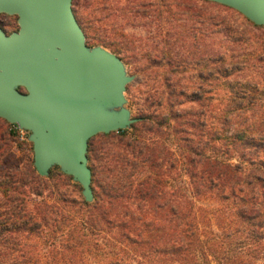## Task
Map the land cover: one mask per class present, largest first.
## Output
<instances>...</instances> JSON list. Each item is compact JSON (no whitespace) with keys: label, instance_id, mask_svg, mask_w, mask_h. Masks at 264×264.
Listing matches in <instances>:
<instances>
[{"label":"trees","instance_id":"obj_1","mask_svg":"<svg viewBox=\"0 0 264 264\" xmlns=\"http://www.w3.org/2000/svg\"><path fill=\"white\" fill-rule=\"evenodd\" d=\"M126 1L127 11L145 8L162 30L170 22L160 18L162 10L155 6L167 12L173 6L188 12L195 6L201 27L197 37L192 36L197 41L192 46L199 47L198 53L188 59L177 52L166 53L165 45L175 49L183 36L172 27L166 37L173 41L157 43L163 46L160 55L147 48L137 59L134 38L125 34L127 40L118 41L123 33L116 23L110 35H103L109 31L99 24L100 17L99 25L86 17L88 23L82 27L90 46L109 48L135 66V73L147 71L151 83L145 92V109L130 128L90 139L92 202L83 194L69 198L57 193L49 203L44 193L50 176L39 174L42 183L37 194L43 199L32 208L24 189L27 176L10 172L5 166L9 158L0 162V179H4L0 181L4 197L0 200V264H264V86L230 83L222 89L228 97L222 101L216 98L218 88L206 85L221 77L230 79L237 71L234 65L239 62L234 57L241 53L235 54L232 45L241 44L243 37L221 26L239 18L222 8L232 7L209 0ZM210 4L212 13L207 9ZM107 7L97 0L96 10ZM207 13L215 28L209 33ZM240 15L245 24V16ZM213 34L219 48L207 54L203 43ZM255 53L257 60H264V48ZM189 69L194 71L190 77L195 86L181 83ZM17 133L10 131L13 137ZM73 185L82 190L80 184ZM206 199L217 202L216 210L199 204ZM212 221L221 233L211 228ZM225 239L241 248L227 260L230 246ZM245 248L261 254V263L246 261ZM102 253L103 259H88Z\"/></svg>","mask_w":264,"mask_h":264},{"label":"water","instance_id":"obj_2","mask_svg":"<svg viewBox=\"0 0 264 264\" xmlns=\"http://www.w3.org/2000/svg\"><path fill=\"white\" fill-rule=\"evenodd\" d=\"M73 1L0 0V15L19 24L11 33L0 26V118L29 131L41 176L59 166L92 202L89 141L138 120L126 106L134 76L116 53L87 43ZM209 1L264 26V0Z\"/></svg>","mask_w":264,"mask_h":264},{"label":"rangeland","instance_id":"obj_3","mask_svg":"<svg viewBox=\"0 0 264 264\" xmlns=\"http://www.w3.org/2000/svg\"><path fill=\"white\" fill-rule=\"evenodd\" d=\"M159 1L160 0H155V2ZM101 2H106L108 7L106 9L102 8L100 11H98L96 10L97 0L73 1L74 11L78 20H80V24H82L81 26L87 25L88 22L85 19H87L86 17H88L89 19L91 18L95 20L97 25L100 24L102 28L108 29L109 32H105L103 35H110L112 24L116 23L119 30L122 31L121 33H123L122 36L120 35V37L117 38L118 41H122L123 43L125 40H127V34L128 36L134 38L135 44L133 46V55L135 58L141 59L144 54V49L147 48H149L151 54L160 55L163 51V46L162 44L157 46V43L159 41L169 39L168 37H166V32L169 28L171 29L172 27L178 29L179 33L183 35H181L183 38L181 37L178 44L175 45V49H171L169 46L165 45V52H177V54H180V57H185L187 59L193 56L195 53H198L199 47L197 46L196 48L192 46L193 43H196L197 45L196 38H193L192 36L195 35L197 37L196 31L199 27H201L199 23H197V19L195 18V12L197 11L195 6L193 10L189 12L185 9H182V7L177 6L171 7V11L168 9L169 12H167V9L161 8L159 4L155 6L153 9H157V7H159V9L162 10V16L160 18L162 20L170 22L168 24L166 22L164 25L166 30H162L159 27V20L151 14H146L144 12L145 8H139L138 11L129 12L124 8L127 4L126 0H101ZM212 8V4H210L207 9L212 13ZM222 8L230 15L239 18V20H235L234 17V19H228L227 21H225V23L222 24L221 29L223 31L226 30L227 32L234 33L237 36L243 37V42L241 44L236 43L232 45V48L235 49V54H238V51H240L241 53L240 56L234 57L239 62V64L236 63L234 65V68L236 67L235 70L237 69V71L230 77V79H224L221 77L215 81L211 80L206 83L208 88L210 87V85L218 88L217 91H220L218 92L220 93V96L216 95V98L223 101V99H227L228 97L224 96L225 92L222 89H225L226 85L230 83L240 82V84H243L246 82H251L252 84L260 83L261 86H264V60H262L261 58L260 60H257L259 58V56H257V53L259 52L255 53V51H259L260 49L264 48V27L254 26L251 22L248 21L246 17L244 24L243 21L240 20L242 15H240L239 12L235 11L234 9H226L225 7ZM109 13L112 14V16L107 17ZM186 13H188L187 16H183V14ZM211 13L204 14V18L207 19L206 28L208 33L212 29H215L210 24L212 16ZM98 16L101 19L100 21H98L99 24L96 21ZM0 26L8 33L17 30L19 28L17 16L1 14ZM169 34H173V30H171ZM169 41H173V39H169ZM189 43H191V45ZM203 46L207 54H212L216 48H219L216 42V35L213 34L210 37H206ZM252 53L255 54L253 55ZM250 54L253 55L251 58H249ZM230 59L231 58L229 57V60ZM123 61L126 65L128 74L134 76V79L128 84L127 91L125 93L128 100L126 106L131 110L132 116L137 118V115L140 114V111L145 109V92L146 88L149 87L148 84L151 82H149L146 77L147 71H140L138 73H135L136 71H138L135 69V66L133 67L125 60ZM138 65L139 67L143 66L142 63H139ZM184 75L185 77L181 80V83L185 86H195L196 81L194 80V82H191L192 77H190L194 75V71H192V69H189L186 73H184ZM189 105L192 104H188L187 106ZM13 129L14 128L12 124L6 123L4 119L0 118V146L2 147L0 149V155H2L0 162L5 161L7 158H9V162L4 163L5 166L9 167L10 172L12 171L17 175L27 176V179L25 180L27 181V183L24 186V189L26 190L25 194L30 200V207L34 208L36 203H39L43 199V197H40L37 194L42 181L40 180L38 176L39 173L37 172L34 165L33 143L29 140V131L23 137L20 132H18L17 135L13 137L10 134V131H13ZM233 161L236 162V160ZM52 169V173L48 175L50 177L48 178V185L45 186L46 189L44 193V197H47L50 200L49 203H53V201L57 198V193H63L64 196H67L69 198L74 197V194H77V196L82 194L80 186L74 187L73 185V183L79 184L78 182L74 181L73 179L70 180V178L66 177L62 173L60 168ZM1 180L4 179L1 178L0 181ZM0 200H4L1 190ZM199 204L203 207H207L209 211L216 210V207L218 206L217 202L213 199L201 200ZM213 223L214 221H212L211 228H214V230L221 233V231L218 230L215 224L213 225ZM205 224L208 225L209 223ZM40 240L42 241V239ZM229 240L231 239H225L226 246H230L228 248L230 257L228 258L227 256H225V260L231 259L235 255H238L241 251V248H239V246H234V242L231 244V241ZM244 254L245 255H243V258L248 262L257 261L258 263H261L262 261L261 254H259L258 252L252 253L248 248H245ZM104 256V253L93 256L91 255L88 259L95 261L97 259H103ZM126 264H128V262ZM131 264L142 263L133 262Z\"/></svg>","mask_w":264,"mask_h":264},{"label":"built area","instance_id":"obj_4","mask_svg":"<svg viewBox=\"0 0 264 264\" xmlns=\"http://www.w3.org/2000/svg\"><path fill=\"white\" fill-rule=\"evenodd\" d=\"M12 125H13V128H14L15 130H17L18 132H20V133L22 134V137L28 133L27 130H25V129H21V128H20L19 126H17L16 124H12Z\"/></svg>","mask_w":264,"mask_h":264}]
</instances>
